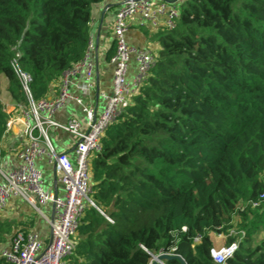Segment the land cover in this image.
Segmentation results:
<instances>
[{
    "label": "trees",
    "instance_id": "trees-1",
    "mask_svg": "<svg viewBox=\"0 0 264 264\" xmlns=\"http://www.w3.org/2000/svg\"><path fill=\"white\" fill-rule=\"evenodd\" d=\"M103 1L0 0V75L15 103L26 101L16 50L34 96L48 95L84 57ZM151 36L155 62L91 159L98 208H86L64 264H150L160 252L217 264L219 233L241 239L226 264H264V200L252 205L264 191V0H184L175 27ZM9 118L0 99V142ZM33 223L0 219V264Z\"/></svg>",
    "mask_w": 264,
    "mask_h": 264
},
{
    "label": "built area",
    "instance_id": "built-area-1",
    "mask_svg": "<svg viewBox=\"0 0 264 264\" xmlns=\"http://www.w3.org/2000/svg\"><path fill=\"white\" fill-rule=\"evenodd\" d=\"M119 4L115 13L112 31L115 40V53L110 61L114 65L112 89L100 91L103 107L98 110L84 103L79 95L72 92L74 81L83 77L80 89L90 94L96 89V61L91 54L92 40L84 57L65 71L58 81L57 93L36 98L32 91L33 77L20 64L19 49L11 60V66L18 77L26 96L25 103L17 104V113L10 116L7 131L14 122L18 123L24 145L19 151L20 163L9 171L0 170V213L13 195L24 198L37 212L47 218L50 236L46 239L35 230L18 229L9 244L1 249V255L10 264H64L76 246V234L80 220L88 206L97 204L91 196L92 173L91 159L101 150V138L108 126L113 123L130 103L132 96L148 76L155 62L150 48H139L127 40L131 21L136 19L139 26L157 31L160 28H174L179 18V3L184 0H116ZM132 58L137 62V74L132 82L127 79L129 63ZM68 101H75L85 115L81 120L71 116L67 122L54 119L57 111L64 108ZM52 128L65 130L77 139L74 147L75 160L67 152H58L50 138ZM47 158L59 172L63 193L59 194L46 186L44 173L37 161ZM264 200V191L255 207ZM46 204L52 205V217L42 211ZM240 237L245 234L240 230ZM230 234H238L231 230ZM217 238L226 235L216 234ZM201 235L194 237L199 242ZM240 238L229 244L223 242L210 250L217 264L226 261L238 249ZM225 241V239H224ZM166 264V263H164Z\"/></svg>",
    "mask_w": 264,
    "mask_h": 264
},
{
    "label": "crops",
    "instance_id": "crops-1",
    "mask_svg": "<svg viewBox=\"0 0 264 264\" xmlns=\"http://www.w3.org/2000/svg\"><path fill=\"white\" fill-rule=\"evenodd\" d=\"M118 2L116 0H105L93 7L90 40H92L91 54L96 61V89L90 94L84 93L80 89L83 83V77L79 76L74 81L72 92L83 98L84 103L100 110L103 107V100L100 99L98 93L100 91L110 92L112 89L114 65L110 59L107 58L108 50L115 43L112 31V25L115 13L118 9ZM147 30L150 35L145 32ZM156 31L150 30L146 27L139 26L136 19L131 21L130 28L127 32V40L131 45L139 48H150L156 56V49L159 48V43L155 37L151 36ZM137 62L132 58L129 63L127 79L132 82L137 74ZM58 82L52 85L49 92L50 96L57 93ZM0 99L5 104L7 112L14 117L17 113L15 102L13 101L8 91V80L4 75H0ZM71 116L83 120L85 115L82 107L75 101H68L66 106L57 111L54 119L61 123L67 122ZM50 133L53 135V143L58 152H67L74 161L75 153L74 147L77 139L71 133L52 128ZM51 138V137H50ZM24 145V138L22 136L18 123L14 122L11 129L6 131L3 139L0 142V170L9 171L15 168L19 163V151ZM37 165L42 169L46 186L53 189L59 194L63 193V185L59 181V172L55 169L53 164L43 158L37 161ZM42 211L47 217H52V205L46 204L42 207ZM0 219L17 223L19 221H33L34 223L27 228L23 226L18 229L35 230L41 233L44 239L50 236L49 223L47 218L41 213L37 212L24 198L18 195H13L9 198L7 206L0 213ZM17 229V230H18ZM16 230V231H17ZM214 246H221L223 243L217 238L214 239ZM10 242V241H9ZM220 242L222 244H220ZM9 244V243H8Z\"/></svg>",
    "mask_w": 264,
    "mask_h": 264
},
{
    "label": "water",
    "instance_id": "water-1",
    "mask_svg": "<svg viewBox=\"0 0 264 264\" xmlns=\"http://www.w3.org/2000/svg\"><path fill=\"white\" fill-rule=\"evenodd\" d=\"M172 259H177L181 262V264H186L184 258L181 255L167 252L153 253L150 264H164Z\"/></svg>",
    "mask_w": 264,
    "mask_h": 264
},
{
    "label": "rangeland",
    "instance_id": "rangeland-1",
    "mask_svg": "<svg viewBox=\"0 0 264 264\" xmlns=\"http://www.w3.org/2000/svg\"><path fill=\"white\" fill-rule=\"evenodd\" d=\"M180 7H181V3H179V8H180ZM155 51L157 52V49H156ZM49 134H50L51 139L54 140V139H53V135H52V133H49ZM212 237H213L214 239H217L216 234H212ZM218 239L223 243L225 238H218ZM221 242H220V244H222ZM216 247H217V246H216Z\"/></svg>",
    "mask_w": 264,
    "mask_h": 264
}]
</instances>
